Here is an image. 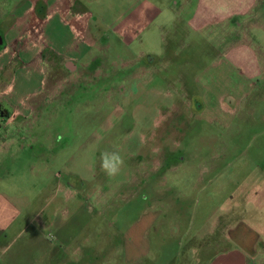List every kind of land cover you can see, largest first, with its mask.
Returning a JSON list of instances; mask_svg holds the SVG:
<instances>
[{
	"label": "rangeland",
	"instance_id": "obj_1",
	"mask_svg": "<svg viewBox=\"0 0 264 264\" xmlns=\"http://www.w3.org/2000/svg\"><path fill=\"white\" fill-rule=\"evenodd\" d=\"M0 33V103L20 114L0 131L17 214L0 264H198L253 243L261 264L264 0H0Z\"/></svg>",
	"mask_w": 264,
	"mask_h": 264
},
{
	"label": "crops",
	"instance_id": "obj_2",
	"mask_svg": "<svg viewBox=\"0 0 264 264\" xmlns=\"http://www.w3.org/2000/svg\"><path fill=\"white\" fill-rule=\"evenodd\" d=\"M12 27H14V26H12ZM0 40L2 41V44L0 46V51L4 50V49L7 50V45H8L7 43L8 42L6 41V38L4 37V35H2L1 33H0ZM6 52H4V53H6ZM0 54H3V53L0 52ZM19 55H20V53H17V54L14 52L12 53V57H18ZM17 108L18 107L15 106L14 104H12L10 101L4 100V101H2V103H0V111H1L0 131L2 130V128H4V130H5L7 128V126L12 125V122L15 120V118L20 116V114L17 111ZM26 114H28V113H26ZM5 136H6V134H5ZM4 137L1 136L0 141L2 138H3V140L6 138V137L5 138ZM5 140H4V142H1V144H3V143L5 145L10 144V143H6ZM12 210H14V208L11 207L8 203H5L2 199V197L0 196V246H1V243L3 241V238L5 237L3 234V230L5 228H8L9 230H11L14 223L17 220V214H15V215H13L11 221H9L8 223H5L4 218H5L6 211L11 213ZM255 245H256L255 243H253L252 245L251 244L246 245V247H243L244 249L228 248V247L219 248V249L217 248V250H215V249L213 250V251H215L213 254L209 255L207 257V259H205L203 262L200 261L198 264H252L253 262L251 263L249 258L255 257L257 255ZM251 254H253V255H251ZM260 259L261 260L259 261V263L264 264V258H260Z\"/></svg>",
	"mask_w": 264,
	"mask_h": 264
},
{
	"label": "clouds",
	"instance_id": "obj_3",
	"mask_svg": "<svg viewBox=\"0 0 264 264\" xmlns=\"http://www.w3.org/2000/svg\"><path fill=\"white\" fill-rule=\"evenodd\" d=\"M123 165L122 157L117 152H105L101 157V168L108 176H115Z\"/></svg>",
	"mask_w": 264,
	"mask_h": 264
},
{
	"label": "water",
	"instance_id": "obj_4",
	"mask_svg": "<svg viewBox=\"0 0 264 264\" xmlns=\"http://www.w3.org/2000/svg\"><path fill=\"white\" fill-rule=\"evenodd\" d=\"M2 44V41L0 40V45Z\"/></svg>",
	"mask_w": 264,
	"mask_h": 264
},
{
	"label": "trees",
	"instance_id": "obj_5",
	"mask_svg": "<svg viewBox=\"0 0 264 264\" xmlns=\"http://www.w3.org/2000/svg\"><path fill=\"white\" fill-rule=\"evenodd\" d=\"M0 115H1V111H0ZM7 116V115H6Z\"/></svg>",
	"mask_w": 264,
	"mask_h": 264
},
{
	"label": "flooded vegetation",
	"instance_id": "obj_6",
	"mask_svg": "<svg viewBox=\"0 0 264 264\" xmlns=\"http://www.w3.org/2000/svg\"><path fill=\"white\" fill-rule=\"evenodd\" d=\"M1 46V45H0Z\"/></svg>",
	"mask_w": 264,
	"mask_h": 264
}]
</instances>
